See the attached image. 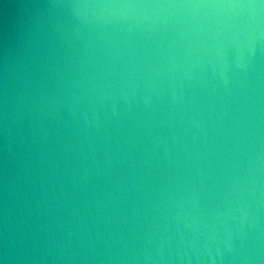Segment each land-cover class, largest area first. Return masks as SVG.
<instances>
[{
	"label": "water",
	"instance_id": "1",
	"mask_svg": "<svg viewBox=\"0 0 264 264\" xmlns=\"http://www.w3.org/2000/svg\"><path fill=\"white\" fill-rule=\"evenodd\" d=\"M0 264H264V0H0Z\"/></svg>",
	"mask_w": 264,
	"mask_h": 264
}]
</instances>
